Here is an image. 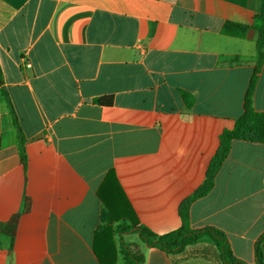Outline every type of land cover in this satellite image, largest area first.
<instances>
[{
  "label": "crops",
  "instance_id": "crops-1",
  "mask_svg": "<svg viewBox=\"0 0 264 264\" xmlns=\"http://www.w3.org/2000/svg\"><path fill=\"white\" fill-rule=\"evenodd\" d=\"M263 4L0 0V264H125L120 239L139 264H222L209 236L170 255L115 228L180 227V202L243 112ZM228 23L247 26L245 36L223 34ZM252 105L264 112V62ZM189 225L222 231L235 258L255 263L264 144L231 142L213 187L190 205Z\"/></svg>",
  "mask_w": 264,
  "mask_h": 264
},
{
  "label": "trees",
  "instance_id": "trees-1",
  "mask_svg": "<svg viewBox=\"0 0 264 264\" xmlns=\"http://www.w3.org/2000/svg\"><path fill=\"white\" fill-rule=\"evenodd\" d=\"M252 27L259 35L256 40L257 60L244 94L243 112L234 120L232 128L225 129L220 134L218 148L208 163L203 182L190 195L185 197L180 202L178 207V214L181 220L180 227L164 234H156L137 222H122L117 224L115 228V231L120 238L123 234L136 233L138 234L140 240L147 246L157 248L167 254L173 255L182 252L187 245L195 243L198 238L202 236H209L216 246L219 254V260L222 264H247L232 255L227 239L222 231L214 227H205L197 230L191 229L189 225V208L196 199L205 196L213 187L215 175L228 156L231 142L233 140H243L250 143L264 144V112L255 111L252 105L253 93L258 79V74L262 63L264 62V4L261 13L254 17ZM246 31L247 26L234 23L225 24L221 29L223 34L236 37H244ZM1 85L2 80L0 73V86ZM178 92L185 105L190 107L193 104L194 98L184 90L179 89ZM1 93L12 114L13 121L17 129L18 147L20 155L23 158L25 141L24 136L18 125L16 114L8 94L3 88ZM93 102L96 104H110L111 97L94 98ZM107 217V210L102 209L100 220L103 224L105 223ZM14 221L15 217L12 218L10 223H13ZM102 225L99 229L103 227ZM263 242L264 232L255 243L254 264H264V256L261 249ZM119 246L125 258V264L141 263L142 255L138 251H135V249L131 248L130 245L126 244L121 239Z\"/></svg>",
  "mask_w": 264,
  "mask_h": 264
},
{
  "label": "built area",
  "instance_id": "built-area-1",
  "mask_svg": "<svg viewBox=\"0 0 264 264\" xmlns=\"http://www.w3.org/2000/svg\"><path fill=\"white\" fill-rule=\"evenodd\" d=\"M25 66H26L27 68H29V67H30V63L27 62V63L25 64Z\"/></svg>",
  "mask_w": 264,
  "mask_h": 264
}]
</instances>
